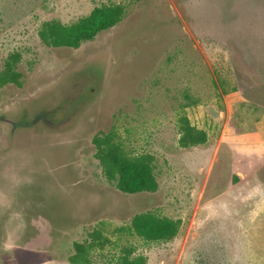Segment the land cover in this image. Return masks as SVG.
Returning a JSON list of instances; mask_svg holds the SVG:
<instances>
[{
    "label": "rangeland",
    "instance_id": "obj_1",
    "mask_svg": "<svg viewBox=\"0 0 264 264\" xmlns=\"http://www.w3.org/2000/svg\"><path fill=\"white\" fill-rule=\"evenodd\" d=\"M115 4L121 22L78 49L39 36ZM9 62L0 114L53 127L0 123V264H74L77 244L87 264H264V0H0V76ZM184 118L206 143L181 145ZM111 132L151 157L156 192L107 180L94 139ZM147 212L179 233L140 237Z\"/></svg>",
    "mask_w": 264,
    "mask_h": 264
},
{
    "label": "trees",
    "instance_id": "obj_2",
    "mask_svg": "<svg viewBox=\"0 0 264 264\" xmlns=\"http://www.w3.org/2000/svg\"><path fill=\"white\" fill-rule=\"evenodd\" d=\"M142 1V0H135ZM125 13L122 5H104L95 8L90 15L71 25L48 22L39 32L43 43L53 47L78 49L83 43L94 40L99 34L118 25ZM16 61L17 59L14 58ZM20 74L14 70L13 62L7 63L0 76V88L9 83H19ZM181 145L191 147L204 144L207 134L192 126L187 118L183 119ZM96 158L100 162L108 181L116 182L118 189L126 194L154 193L159 183L150 156H129L115 134L104 133L94 139ZM132 229L147 241H166L175 237L180 230L179 222L159 217L151 212L136 215ZM92 244H77V254L72 258L74 264H87L86 250ZM144 259H129L126 255L118 264H144Z\"/></svg>",
    "mask_w": 264,
    "mask_h": 264
},
{
    "label": "flooded vegetation",
    "instance_id": "obj_3",
    "mask_svg": "<svg viewBox=\"0 0 264 264\" xmlns=\"http://www.w3.org/2000/svg\"><path fill=\"white\" fill-rule=\"evenodd\" d=\"M34 100H37V97L32 96L30 97ZM27 102L23 101L22 103L19 104L20 107L26 106ZM33 106V105H32ZM45 116L48 117V113H39L35 118L31 120L29 117L25 118L22 114L19 115L18 117H9L7 118L5 114H0V123L7 124L11 128V133L13 134L16 132H21L24 130L31 131V132H36L37 130L38 133L36 134L37 137H40L39 135L43 133L42 128L45 126L46 128L53 127L52 125L49 126V122L47 119H45ZM36 130V131H35ZM45 133H50L48 131H45ZM11 134V135H12ZM39 134V135H38Z\"/></svg>",
    "mask_w": 264,
    "mask_h": 264
}]
</instances>
